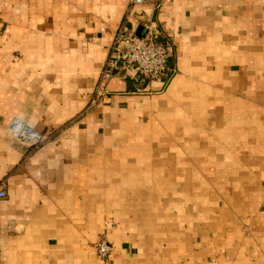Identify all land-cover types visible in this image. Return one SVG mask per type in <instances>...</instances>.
<instances>
[{"label": "crops", "instance_id": "0c3cea01", "mask_svg": "<svg viewBox=\"0 0 264 264\" xmlns=\"http://www.w3.org/2000/svg\"><path fill=\"white\" fill-rule=\"evenodd\" d=\"M127 2L0 0V264H264V0H145L166 77L83 112Z\"/></svg>", "mask_w": 264, "mask_h": 264}, {"label": "built area", "instance_id": "2783aa9c", "mask_svg": "<svg viewBox=\"0 0 264 264\" xmlns=\"http://www.w3.org/2000/svg\"><path fill=\"white\" fill-rule=\"evenodd\" d=\"M145 0H129L124 17L116 30L107 56L99 71L96 84L92 90L88 105H99L108 96L107 83L119 71L125 70L141 77L144 81H153L166 77L168 72L169 57L166 43L161 39L158 27L152 23L146 24L142 37H137L135 30L130 26L136 21V10L143 5ZM9 131L14 136L22 137L31 142L40 141L41 138L25 131L21 123L14 121L9 126ZM5 193L0 189V198ZM93 248L98 259L108 260L112 247L103 236L98 239Z\"/></svg>", "mask_w": 264, "mask_h": 264}, {"label": "rangeland", "instance_id": "374dc122", "mask_svg": "<svg viewBox=\"0 0 264 264\" xmlns=\"http://www.w3.org/2000/svg\"><path fill=\"white\" fill-rule=\"evenodd\" d=\"M128 4H129V0H128L127 5H126V9H127V7H128ZM126 9H125V10H126ZM95 107H97V106L90 107L89 105H87V106L84 108L83 112L90 111V110L94 109ZM14 121H16V120H14ZM10 125H11V124H10ZM10 125H8V126L6 127V131H7L10 135L14 136V134L11 133V132L9 131V126H10ZM14 137H15V136H14ZM16 137H17V136H16ZM18 138H19V137H18ZM46 138H48V137L46 136ZM38 144H39V143H36V144L33 145L32 147H34V146H38ZM0 186L2 187V183H0Z\"/></svg>", "mask_w": 264, "mask_h": 264}, {"label": "water", "instance_id": "95a60500", "mask_svg": "<svg viewBox=\"0 0 264 264\" xmlns=\"http://www.w3.org/2000/svg\"><path fill=\"white\" fill-rule=\"evenodd\" d=\"M144 34V29L143 28H139L136 32V36L137 37H142Z\"/></svg>", "mask_w": 264, "mask_h": 264}, {"label": "bare ground", "instance_id": "6f19581e", "mask_svg": "<svg viewBox=\"0 0 264 264\" xmlns=\"http://www.w3.org/2000/svg\"><path fill=\"white\" fill-rule=\"evenodd\" d=\"M25 131H27V130H25ZM29 134H31V133H29Z\"/></svg>", "mask_w": 264, "mask_h": 264}]
</instances>
